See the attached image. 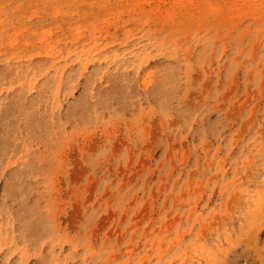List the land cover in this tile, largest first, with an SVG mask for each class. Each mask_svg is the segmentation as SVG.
<instances>
[{
  "label": "rangeland",
  "instance_id": "1",
  "mask_svg": "<svg viewBox=\"0 0 264 264\" xmlns=\"http://www.w3.org/2000/svg\"><path fill=\"white\" fill-rule=\"evenodd\" d=\"M0 264H264V0H0Z\"/></svg>",
  "mask_w": 264,
  "mask_h": 264
}]
</instances>
